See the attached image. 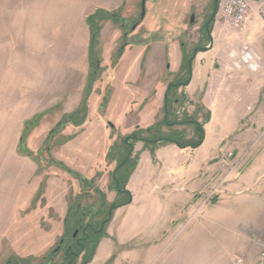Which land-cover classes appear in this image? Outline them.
<instances>
[{
    "label": "rangeland",
    "instance_id": "obj_1",
    "mask_svg": "<svg viewBox=\"0 0 264 264\" xmlns=\"http://www.w3.org/2000/svg\"><path fill=\"white\" fill-rule=\"evenodd\" d=\"M116 3L120 0H0V264L14 258H30L32 264H42V258L56 250L65 229L72 233L80 220L97 228L112 206L111 218L103 225L106 235L100 238L90 264H233L237 257L255 264L264 250V110L258 116L260 125L242 120L237 131L203 164L198 173L205 171L207 175L197 184L191 202L173 209L179 214L176 220L149 225L124 209L128 196L112 189L110 173L116 165L115 154L109 162L107 154L98 152L104 158L93 167L95 178H84L92 180L93 187L50 163L55 160L82 173L98 147L104 148L106 141L94 120L106 117L104 91L115 84L112 75L122 43L128 47L158 41L168 48L169 43L179 45L182 59L192 56L196 47L209 45L202 27L211 14L213 0H146L142 20L141 0H122L119 9L122 25L127 28L111 22L101 25L95 50L99 65L86 101V121L92 125L74 141L82 156L77 160L63 158V147L77 131L66 129L49 140L47 137L56 117L74 110L83 95L89 69L85 20L97 9L116 10L112 9ZM191 16L194 20L190 23ZM213 22L209 28L213 46L208 50L213 59L233 70L249 71L251 68L240 58L243 46H247L256 55L253 70L264 97L263 22L254 18L249 30L245 24L241 30L222 32L218 19ZM162 48L157 47L159 59L164 58ZM184 77L185 73L174 80ZM181 88L177 94L185 98ZM186 109L187 98L176 110V119L184 116L199 120L201 125L208 120L203 108L197 107L194 115ZM33 120L32 125L28 123ZM188 128V133L187 129L181 131L182 144L199 140L195 127ZM248 128L254 134L247 133ZM114 131L110 150L121 148L129 137ZM33 167L37 170L32 175ZM51 176L63 178L56 179L55 190L48 188ZM58 192L66 195L68 208H80H73L69 219L58 216ZM134 228L136 236L130 234ZM62 252L63 247L49 263H62ZM74 264H80V259Z\"/></svg>",
    "mask_w": 264,
    "mask_h": 264
},
{
    "label": "crops",
    "instance_id": "obj_2",
    "mask_svg": "<svg viewBox=\"0 0 264 264\" xmlns=\"http://www.w3.org/2000/svg\"><path fill=\"white\" fill-rule=\"evenodd\" d=\"M121 6L122 0H120V3H116L112 9L116 8L118 10ZM250 22H246V30L250 29ZM224 29L228 30L221 24L219 32ZM102 31L101 29V35ZM88 38L89 28L87 27L86 39ZM88 44L89 39L87 41V51ZM159 45L163 47L164 51V58L160 59L158 58L159 52L157 49ZM168 45L169 48L163 41L153 44L141 42L129 47L126 46L123 49L117 62L116 72L112 75L115 84L111 87V90L104 91L106 107H104L103 112H105L106 117H99L94 120V123L98 124L96 127H99L103 136L102 139L106 141V144L103 149L102 145L98 147L94 159L92 161L88 160V163H86L88 167H84L82 173H78L80 177L95 178V175L91 174L93 167L99 158H104L99 157L98 152L101 155L107 154V156L110 153L111 142L114 139V136H111L112 129L117 132L116 135L129 136L137 127L146 128L164 120L162 110L167 85L172 83L176 76L183 75L181 71L183 50L179 48V45L171 43ZM169 50L172 52L171 57H168ZM261 57L264 58V52H262ZM213 58V53L209 51L197 53L192 63L190 83L181 88L185 98H187L186 110L194 115L195 109L201 107L207 114L208 120L202 123V135L204 137L202 145L192 150L189 148L179 149L172 143L150 144L151 146L143 141L133 143L132 150L134 155L138 156V161L125 186L131 196V203L125 205L124 209L131 211L130 213L134 214L133 217L136 215L140 220L147 221L149 225L156 221L176 220L179 214L176 215L177 212L173 209L191 202L192 197L198 191L199 185L197 184H199V181H203L207 175L205 171L202 174L198 173L201 171V167L208 158H211L220 150L219 146L222 142L237 131L238 126L243 124L242 120L247 118L248 121H251L250 125L252 126L261 124L258 116L262 114L261 110H264V97L260 95L262 86L258 83V79L254 74L255 71L252 68H249V71L243 70L241 72L233 70L232 66L225 63L221 64ZM87 76L88 74L85 75L84 88L86 87ZM236 84L237 86H235ZM84 88L82 89L83 95L75 109H71L72 111L65 110L59 114L55 119V125L65 115L79 108L84 98ZM94 90L95 93L93 94L97 97L96 94L98 93L96 89ZM231 90H235V92ZM196 122L200 121L197 120ZM108 123L113 127L108 126ZM90 124L91 122L88 123L85 120V123L79 127L73 125L63 127L60 132L66 129L67 131H70V129L77 131L73 140L71 139L63 147V158L77 160L78 155L79 158L82 156L79 153L80 146H75L74 141L79 139V136L89 128ZM80 128L81 131H79ZM184 129H187V133L190 130L186 125L174 126L171 130L180 132ZM161 131L168 133L169 128L163 126ZM246 131L248 133L250 129L248 128ZM249 134L254 133L249 132ZM36 170L37 168L33 167L32 175ZM57 176L48 178V188L50 190H55L54 183L56 179L63 180V178H57ZM80 189L79 185L77 190ZM51 193L53 192L51 191ZM78 194L81 195V192ZM55 195L58 199L55 200L58 205V216L64 219L68 210V205L64 200L66 195L63 192L62 194L58 192ZM127 220L129 219L127 218ZM130 234L132 236L138 235L137 228L131 230Z\"/></svg>",
    "mask_w": 264,
    "mask_h": 264
},
{
    "label": "trees",
    "instance_id": "obj_3",
    "mask_svg": "<svg viewBox=\"0 0 264 264\" xmlns=\"http://www.w3.org/2000/svg\"><path fill=\"white\" fill-rule=\"evenodd\" d=\"M120 9L115 10V11H105L103 9H97L95 12H93V14L89 15L86 18V23H87V27L89 28V44H88V51L87 52V58H88V65H89V72H88V76H87V82H86V87L85 89V94H84V98L81 101V104L79 106V108H77L74 112L65 115L54 127L53 129L49 132L47 139H51L52 136L56 135L57 133H59L63 127H65L66 125H73L74 127H79L82 126L85 123L86 117H87V99L89 94H91L92 92V82H93V75L95 74V69L96 67H98V63L99 61L96 59V51L99 45V38H100V33H101V29H102V24L105 22L110 21L113 24H117V25H121V29L124 30L123 27L127 28L126 26H123V17L121 16L120 13ZM213 21L210 25V30L212 29V25H213ZM135 24V22L133 23ZM202 30L204 32V35L206 34L204 25L202 27ZM206 38L208 39L207 35H205ZM128 44L122 43L121 47L119 48L118 51H121L120 53L123 52V49H125V47ZM191 58V55L187 58V57H183L182 61H183V65H182V73H185V77L180 79V80H176L175 81V85H173L174 87H172L170 90L167 91L166 93V98H164V108H163V112H164V120L160 123H156L152 126L146 127V128H135L132 133L129 135V138H131V144H133L136 141H143L145 142L147 145H150V143L148 141L150 140H156V139H161L160 143L166 144V143H170L169 140H175L177 142H181L184 139V134L183 132H179V131H172V127L174 126H181V125H186V126H193V123H190L191 121H195L192 118H186V117H182V118H178L176 119V114L177 113V109L179 107L182 106V104L184 103V101L186 100V98H183L182 95H178L177 94V90L180 88V85L182 82L186 81L189 77V71H188V59ZM35 119H37V117H35ZM29 124H33L34 120L31 122H28ZM28 126V125H27ZM163 126H166L169 128V132L168 133H163L161 131V128ZM194 127V126H193ZM198 136V139L201 138V133H197L196 134ZM169 139V140H168ZM22 142V138L21 141L19 142L21 144ZM152 145V144H151ZM154 145V144H153ZM21 149V146L20 148ZM49 149V148H48ZM130 146L128 144H123V146L121 148H117L115 150H109L110 153L108 154V158L111 159V156H113L114 154L117 156L116 159V165L114 167V170L110 173V176H115L116 180H113V184H112V189H115L118 193L119 190H123L125 189V186L127 185V182L130 178V174L133 173V171L135 170L136 166H137V161H138V156L135 155V157L132 156V152L130 153ZM47 150V148H46ZM50 159V158H49ZM48 159V160H49ZM50 163H53L55 166H58L59 168L63 169L66 173H68L70 176H73V178L79 180V182L81 184L85 183L87 187H93V181H86L83 177H80V175L69 169L67 166H64L63 163L58 162V161H52L49 160ZM85 188V187H84ZM85 191V190H84ZM77 207V209H80L79 206L75 205L73 207L69 205V208L67 210V217L69 219L70 215H73V208ZM81 221V220H80ZM78 221L76 224V227L78 226H82L83 222ZM99 227L97 226V229ZM71 233H69V229H65L63 236L60 238V240H58V245L60 244V242L63 240L64 242H66L65 240L68 239L70 237ZM105 232H104V228L101 231V233H93L90 235V238L87 239L88 240V245H87V251L83 260L81 261L80 264H90V262L93 259V256L95 254L94 251H96L97 245L100 241V238L102 239L103 237H105ZM52 254V256H51ZM51 254H47L46 256H44L42 258V264H50L49 262L51 261V259L53 258L54 255H56L57 253H55V251H53ZM51 257V259H50ZM50 259V260H49ZM49 260V261H48ZM32 264L31 259L30 258H25V259H18V258H14L10 261H8L6 264Z\"/></svg>",
    "mask_w": 264,
    "mask_h": 264
},
{
    "label": "built area",
    "instance_id": "obj_4",
    "mask_svg": "<svg viewBox=\"0 0 264 264\" xmlns=\"http://www.w3.org/2000/svg\"><path fill=\"white\" fill-rule=\"evenodd\" d=\"M216 18L229 30H241L246 22L252 21L253 18L261 20L264 24V0H219ZM241 54L242 61L254 69L256 55L247 46H243ZM233 264L246 262L245 259L237 257L234 258ZM255 264H264V250L257 257Z\"/></svg>",
    "mask_w": 264,
    "mask_h": 264
},
{
    "label": "water",
    "instance_id": "obj_5",
    "mask_svg": "<svg viewBox=\"0 0 264 264\" xmlns=\"http://www.w3.org/2000/svg\"><path fill=\"white\" fill-rule=\"evenodd\" d=\"M218 4H219V0H213V6H212V11H211V14L209 15V17H208V19L206 20V22H205V24H204V28H205V31H206V34L205 35H207L208 36V39H209V45H207V47H203V48H201V47H196L194 50H193V52H192V56H191V58L190 59H188L189 61H188V73H189V77H188V79L186 80V81H184V82H182L181 83V85L180 86H182V87H185V86H187V84H189L190 83V80H191V76H192V63H193V59H195V57H196V55H197V53L198 52H206V51H208V50H210L212 47L211 46H213V41H212V37H211V32H210V30H209V27H210V25H211V23H212V21H214L215 19H216V16H217V8H218ZM145 5H146V0H141V4H140V6H141V13H140V19L142 20L143 18H144V16H145V12H144V10H145ZM193 16L191 17V22H193ZM135 27V26H134ZM173 85H174V83H170V84H168L167 85V91L168 90H170L172 87H173ZM165 98H166V94H165ZM190 123H193V124H195V130L197 131V133L199 132V133H201V135L203 134V129H202V125L201 124H199V123H197L196 121H191ZM203 139H204V137H203V135L201 136V138L197 141V142H192V143H189V144H182V143H180V142H177V141H175V140H169V142L170 143H172V144H175L176 146H177V148H179V149H185V148H190V149H192V150H195V149H197L199 146H201L202 145V143H203ZM131 140V138H129V137H126V144H128L129 146H130V153L133 151L132 149H133V144H131V142H129ZM150 144H158V143H160L161 142V139H156V140H150V141H148ZM113 179L114 180H116V178H115V176H113ZM119 192L120 193H122V194H126L127 196H128V199L126 200L127 202L126 203H124L123 205L125 206V205H128V204H130L131 203V196H130V194H129V192L126 190V189H123V190H119ZM115 208V206H112L111 208H110V210H109V212L107 213L108 214V217H107V219L104 221V222H102V224H101V226H99L100 227V229H99V232L103 229V225L105 224V223H107L109 220H110V218H111V213H112V211H113V209ZM77 233H78V231L77 230H75L74 231V234H73V238L74 237H76V235H77ZM70 249V247L68 248V250Z\"/></svg>",
    "mask_w": 264,
    "mask_h": 264
},
{
    "label": "flooded vegetation",
    "instance_id": "obj_6",
    "mask_svg": "<svg viewBox=\"0 0 264 264\" xmlns=\"http://www.w3.org/2000/svg\"><path fill=\"white\" fill-rule=\"evenodd\" d=\"M190 23H191V19H190ZM175 81L176 80H173V82H172V83H174V85H175ZM180 87H182V86H180ZM193 126L195 127V124H193ZM99 229H100V227L97 229L94 227V225H91L88 223L82 224V226L76 227L75 230L78 231L76 237L73 238V234L75 231L74 230L71 233L70 237L65 240L66 242H64L62 240L55 250V253H57L60 251L61 247L64 248V252H62L63 253L62 263L63 264H74L78 259H80V263H81V261L83 260L85 254H86L85 251H87V245H88L87 239H89L90 235L93 233H101V231L103 229L100 232H99ZM69 247H70V249L68 250ZM62 263H59V264H62Z\"/></svg>",
    "mask_w": 264,
    "mask_h": 264
}]
</instances>
